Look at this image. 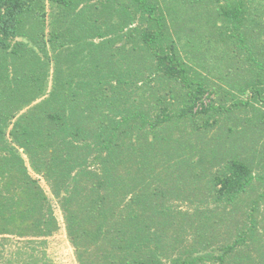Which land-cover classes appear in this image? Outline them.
<instances>
[{
    "label": "trees",
    "instance_id": "trees-1",
    "mask_svg": "<svg viewBox=\"0 0 264 264\" xmlns=\"http://www.w3.org/2000/svg\"><path fill=\"white\" fill-rule=\"evenodd\" d=\"M62 226L77 264H264V0H0V264Z\"/></svg>",
    "mask_w": 264,
    "mask_h": 264
},
{
    "label": "rangeland",
    "instance_id": "rangeland-1",
    "mask_svg": "<svg viewBox=\"0 0 264 264\" xmlns=\"http://www.w3.org/2000/svg\"><path fill=\"white\" fill-rule=\"evenodd\" d=\"M41 183L48 190V187L43 180ZM56 213L62 223V216L58 208H56ZM47 251L56 264H77L74 250L67 239L63 226L54 236L49 238Z\"/></svg>",
    "mask_w": 264,
    "mask_h": 264
}]
</instances>
